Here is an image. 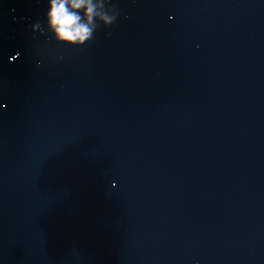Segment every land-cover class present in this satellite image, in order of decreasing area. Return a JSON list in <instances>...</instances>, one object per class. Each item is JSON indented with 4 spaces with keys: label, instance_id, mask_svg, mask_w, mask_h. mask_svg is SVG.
I'll return each mask as SVG.
<instances>
[{
    "label": "water",
    "instance_id": "water-1",
    "mask_svg": "<svg viewBox=\"0 0 264 264\" xmlns=\"http://www.w3.org/2000/svg\"><path fill=\"white\" fill-rule=\"evenodd\" d=\"M48 3L0 0V264H264V0H106L82 47Z\"/></svg>",
    "mask_w": 264,
    "mask_h": 264
},
{
    "label": "clouds",
    "instance_id": "clouds-1",
    "mask_svg": "<svg viewBox=\"0 0 264 264\" xmlns=\"http://www.w3.org/2000/svg\"><path fill=\"white\" fill-rule=\"evenodd\" d=\"M48 9L47 32L56 42L69 47H82L90 43L101 25L108 28L117 22L119 16L114 5L106 7V0H49ZM34 29L45 33V28L39 22L32 26V31Z\"/></svg>",
    "mask_w": 264,
    "mask_h": 264
}]
</instances>
